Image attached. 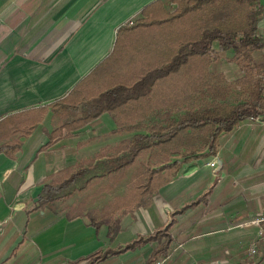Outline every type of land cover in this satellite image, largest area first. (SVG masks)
<instances>
[{
	"label": "crops",
	"instance_id": "crops-1",
	"mask_svg": "<svg viewBox=\"0 0 264 264\" xmlns=\"http://www.w3.org/2000/svg\"><path fill=\"white\" fill-rule=\"evenodd\" d=\"M157 1L163 0H0V264H149L161 244L146 239L168 226L169 255L156 262L264 264V241L258 238V228L239 226L264 217V182H258L264 166L245 170L241 161L233 173H239L234 179L242 190L232 183L235 191L227 194L217 210L206 197L199 199L215 183L212 178L223 175L222 158L229 171L232 165L239 166L233 159L244 156L250 144H261L256 136H264V128L248 125L246 120L225 135L228 149L220 147L217 156L210 158L218 161L216 176L206 164L198 165L200 160L184 166L180 173H186L159 188L149 207L124 215L120 230L110 238L106 226L91 225L77 214L71 217L70 208H57L67 201L64 198L54 201L52 209H40L38 197L44 186L59 183L65 169L84 162V152L95 146L99 153L110 147L107 141L132 137V133H114L117 123L126 119L124 114L104 112L71 132L59 125L69 120L63 116L68 104L76 103L72 98L76 87L88 93L114 78L98 73L97 68L112 55L116 40L119 54L129 50L130 33L122 27L142 19L141 11ZM261 3L264 6V0ZM258 29L264 33V12ZM79 95L77 90L81 109L85 99ZM243 127L248 128L233 137ZM248 175L257 182L244 189ZM247 190L250 193L245 195ZM191 192L201 201L175 214L196 201L185 199ZM137 238L144 242L125 249ZM252 247L254 255L249 253ZM99 251L100 257L89 259Z\"/></svg>",
	"mask_w": 264,
	"mask_h": 264
},
{
	"label": "trees",
	"instance_id": "trees-1",
	"mask_svg": "<svg viewBox=\"0 0 264 264\" xmlns=\"http://www.w3.org/2000/svg\"><path fill=\"white\" fill-rule=\"evenodd\" d=\"M263 12L261 0H163L145 7L142 19L124 25L130 33L129 50L119 54L116 40L112 55L97 68L114 78L88 93L76 87V103L68 104L63 118L69 120L59 129L71 132L110 112L126 116L120 122L117 118L114 133L133 135L65 169L59 183L44 186L40 209H52L54 201L71 198L95 178L106 180L105 191L125 181L123 194L101 209L84 210V201L76 205L81 209L77 216L106 226L110 238L120 230L124 215L149 207L159 188L184 166L217 156L222 136L249 118L264 117V33L258 29ZM225 63L233 66V78L225 74ZM77 90L85 99L81 109ZM169 227L146 239L161 244L149 264L169 255ZM142 242L137 238L125 249ZM101 255L99 251L89 259Z\"/></svg>",
	"mask_w": 264,
	"mask_h": 264
},
{
	"label": "rangeland",
	"instance_id": "rangeland-1",
	"mask_svg": "<svg viewBox=\"0 0 264 264\" xmlns=\"http://www.w3.org/2000/svg\"><path fill=\"white\" fill-rule=\"evenodd\" d=\"M228 57H231V54H228ZM223 70H224V72L228 78H233L235 73H234L233 66L231 64L225 63ZM244 128H248V127L241 128L239 131H237L235 134H233V137H235L238 133L239 134L243 133L242 131H244ZM249 128L254 129L253 127H249ZM249 133H253V132H249ZM227 136L224 135V137L221 138L220 147H222V149L224 151L227 150L228 149L227 146L230 145V141H229V138ZM233 137L231 138V142L234 139ZM256 137L258 138V141L259 140L261 141V144L257 145L254 143V145H252V146H251V144L248 147L246 146L247 149L244 150L245 151L244 156L243 155H242V157L237 156V157H235V159H233V161L238 165L241 161H243L242 164H244L245 166H242V165L234 166V165H232L229 168V171H231L233 173L235 170H237L236 167H240V166L244 167L245 170L251 169L252 166H255V165H259V167L264 166V154L260 155V151L263 150V152H264V136H263V134H261L259 136L257 135ZM227 140H228V143H226ZM105 142L106 141H104V143ZM244 142H246V141H244ZM106 143H107L106 145H109V146H114L117 144V142H115V141L113 142L112 140H110V142L107 141ZM101 144H103V143H100V145ZM246 144L248 145V143H246ZM223 145L225 146L224 148H223ZM96 151H97V148L95 146L93 148H90V150L84 152V156L82 159H84L85 162L89 161L90 159L94 158L97 155ZM258 153H259V155H258ZM222 160L224 163V167L222 169L223 175L222 176L219 175V177L217 176L216 178L211 177L212 181L214 180L213 182H215V183H213L212 186H210V189L207 192V194H202L199 197V199H203L206 197L207 200L209 201V204L210 205L212 204L215 209L219 206V204L221 203L222 200H224L226 197H229V196H227V194L230 191H233V190L235 191L236 188L239 191L242 190V187H241L242 185L241 184L237 185V181H236V179H234L236 175H239V173L235 172L232 175L229 171H227L228 166H227V163L225 162L224 158H222ZM247 160H248V162H247ZM209 161H212V159H203V160L198 161L197 164L198 165H205ZM134 168L135 167H132L129 169L127 179L131 175ZM185 173L186 172L180 173V175L185 174ZM244 175H247V174H244ZM260 176L261 177H260L258 182L259 183L264 182V172L261 173ZM95 179L88 186H86L84 188V190L81 192L82 194L80 193V196H77V194H74L73 198L67 199V201H65V202L62 201L61 203H59L57 208H59V207L63 208V209H69L70 208L71 214L74 215V214H77L79 209H80L76 205L78 203H80L81 201H83L82 199H84V198H87L86 206H85L86 208L84 210L89 209V208H100L106 202H108L110 199H112L115 195H121L124 192L125 181L121 182V184H119L118 187H116L114 192L112 194H110V193H104L106 191L103 190L105 188L106 180L105 179L95 180ZM254 182H257V179H253V177H251L250 175L244 177V182H243L244 189H248L249 187H251L254 184ZM232 183L236 184L235 189H233V186L231 185ZM78 185H81V184L79 183ZM248 193H250V191H248L247 194H245V195H248ZM195 195H196L195 192H191L185 197V199L186 200L195 199V198H193ZM79 200H80V202H79ZM71 204H73V205L70 207Z\"/></svg>",
	"mask_w": 264,
	"mask_h": 264
},
{
	"label": "built area",
	"instance_id": "built-area-1",
	"mask_svg": "<svg viewBox=\"0 0 264 264\" xmlns=\"http://www.w3.org/2000/svg\"><path fill=\"white\" fill-rule=\"evenodd\" d=\"M248 125H256L264 128V117H255V118H249L246 120ZM206 166L212 170V173L214 176H216V172L218 169V161L216 158H213L212 161H209L206 163ZM264 217H255L253 219H250L248 221H245L241 223L239 226H255L258 228V238L259 240L264 241ZM256 252V249L252 247L249 251L251 255H254ZM166 259H163L161 261H157L155 264H164Z\"/></svg>",
	"mask_w": 264,
	"mask_h": 264
}]
</instances>
